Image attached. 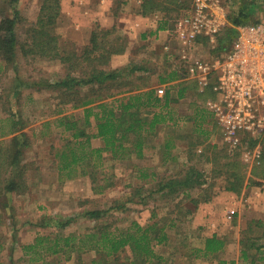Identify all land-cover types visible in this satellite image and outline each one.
<instances>
[{"label": "rangeland", "instance_id": "rangeland-1", "mask_svg": "<svg viewBox=\"0 0 264 264\" xmlns=\"http://www.w3.org/2000/svg\"><path fill=\"white\" fill-rule=\"evenodd\" d=\"M232 2L236 5L234 0H221L222 7H215L220 20L229 22ZM42 4L43 0H20L16 6H11L0 0V15L19 13L21 20L16 30L21 36L38 20ZM170 4V15L165 12V16H170L172 23L181 13L192 12L193 0H171ZM73 5H77L74 0H62L61 15L55 28L62 45L81 51L90 43L94 29L113 28L108 39L120 37L126 51L115 54L110 67L146 65L151 71L144 75H150L148 82L154 87L162 85L158 81L160 73L181 68L183 54H189L193 59L213 60L224 53L213 50L218 36L216 42L209 39V44L203 42L189 48L179 40L175 30L171 34L176 40L165 45L166 38L151 33L150 25L136 29L131 18L136 12L135 5H139L138 0H112L110 13L121 19L110 26L94 22L78 27L79 23L71 16ZM151 17L156 23V13ZM256 18L264 20V11ZM144 33H148L146 37L142 36ZM4 64L5 61L0 64L3 68L0 70V131L9 128L16 118L25 123L17 133L21 145L26 146L22 162L27 163V169L18 191L5 189L9 180L16 178L12 168L0 169V264L89 263L96 255L94 250L78 252L72 248L52 253L39 247L37 252L26 253L24 245L36 242L41 235L85 234L98 223L128 227L135 221L145 226L156 223L157 229L164 227L169 233L168 243L157 246V251L166 257L163 264H233L232 261L252 264L253 258L257 264H264V259L257 258L264 255L262 250H257L258 245L264 244V163L261 159L264 132L257 139L247 132L242 133L243 139H256L257 143L232 148L225 140L223 126L207 108V98L213 93L211 88L203 95L197 78L187 75L186 82L190 87L185 96L177 99L179 86L172 90L177 100L170 108L176 119L158 126L147 141L144 157L133 153L124 159H114L109 151L105 153V164L92 171L96 173V179L90 173L82 174L80 166L72 178L64 179L56 152L62 149L67 137H71V132L64 131L58 118L75 114L83 119L85 107L71 108V102L61 104L62 96L57 95L59 90L43 83L47 79L54 82L66 77L68 63L42 57L30 60L19 52L10 66ZM76 75L82 73L77 71ZM132 81L131 84L141 83L138 78ZM82 89L84 95L87 89ZM201 113L205 118L201 119ZM90 129L96 131L95 126ZM14 135L0 136L2 156L6 157L4 152ZM169 140L173 144L170 149L166 147ZM102 144L101 138L92 141L94 146ZM256 148L261 149L260 157L244 158L246 150ZM86 169L93 170L91 166ZM234 170L239 176L232 174ZM142 172H148L149 176L142 177ZM187 176L189 182L184 184ZM171 179L180 181L176 183L175 191L171 192L169 187L161 188ZM240 184V190L227 189ZM93 209H103L105 214L99 219L88 217L86 213ZM215 233L225 238V248L217 254L205 255L203 238ZM254 242L256 247H252ZM243 250H248V259H244ZM119 261L137 264L139 259L127 247Z\"/></svg>", "mask_w": 264, "mask_h": 264}, {"label": "trees", "instance_id": "trees-1", "mask_svg": "<svg viewBox=\"0 0 264 264\" xmlns=\"http://www.w3.org/2000/svg\"><path fill=\"white\" fill-rule=\"evenodd\" d=\"M5 1L11 6H16L20 0ZM234 2L236 5L232 2V11L228 14L229 22L219 33L217 45L213 48L214 51H228L237 35V26L259 22L260 18L255 19V16L264 11V0H234ZM170 3L171 0H143L140 12L147 15L159 9L165 11L166 15H170L169 12L172 9ZM61 9L62 0H43L38 20L21 36L16 30L21 20L19 13L15 12L13 16L0 15L1 62L5 61L4 65L8 67L21 52L30 60L42 57L51 60L59 59L64 64L68 63L66 77L54 82L48 79L44 83L42 82L48 87L59 90L57 95L62 96L61 104L71 102V108L85 107L83 119L77 118L75 114H66L58 118L59 124L64 126V131L71 132V137H67L62 149L56 152L58 167L64 179L72 178L79 166L82 167V174L90 173L96 179L97 175L92 171H97L105 164L106 152L113 153L114 159H124L133 153L137 157H144L147 141L156 133L158 126L176 119L173 108H170L171 103L185 96L190 87L186 82L185 61L181 68L174 67L168 73L159 74V83L167 84L164 96H160L156 87L151 86L148 82L150 75H144L151 71L150 67L141 63L119 68L110 67L113 56L126 51L125 43L121 41L120 37H117L116 40L108 39L113 28H101L100 31L94 29L90 43L85 45L81 51L76 48L64 47L60 34L55 31ZM181 15H178L173 23L170 16L169 18L165 16L161 20L159 28L171 29L173 32L178 26ZM198 40L205 44L210 43L207 37L201 36ZM2 69L0 68V70ZM77 71L82 75H76ZM134 78L140 79L141 83L131 84ZM175 86H179L177 99L172 95ZM83 87L87 89L84 95L81 94L84 90ZM207 92L208 89H206ZM206 93L204 92L203 95ZM65 95L68 96L67 99L64 98ZM64 110L66 107L62 108V111ZM202 117L205 118L203 113H201V119ZM24 124L21 122V118H16L13 119L9 128L0 131V136L15 133L11 145L4 152L6 157L0 154L2 156L0 169L10 167L16 174V178L9 180L5 185V189L9 191L20 190L21 183L25 180L27 163H23L22 160L26 146L21 145L22 142H20L17 133L24 127ZM196 124L201 125L202 123ZM92 126L96 127V131H90ZM94 138H101L103 144L92 145ZM251 139L244 138L243 145L254 146L258 140ZM171 146L173 144L169 140L166 147L170 149ZM242 148L244 147L242 146ZM261 159L264 163V153ZM86 166H91L93 170L88 171ZM232 174L239 176L238 171L235 170ZM141 176L147 177L149 173L142 172ZM189 179L190 177L187 176L183 183H188ZM178 182L180 181L171 179L161 185V188L169 187L173 192L176 190L175 186ZM240 186L241 184L239 187L232 185L227 189L240 190ZM86 214L88 217L99 219L105 214V210L93 209ZM69 221L70 219L66 222ZM66 222L63 225H66ZM169 239V233L164 227L157 229L156 223L145 226L135 221L128 227H112L109 224L98 223L85 234L58 235L56 237L41 235L36 242L25 244L24 248L27 250L26 253L32 250L37 252L39 247L46 248L52 253L72 250V248L78 252L94 250L96 255L89 263L85 264H121L119 263L121 253L130 247L135 253L136 259H139L137 264H163L166 257L157 251V246L167 244ZM203 240L205 255L217 254L225 248V238L216 233L205 236ZM255 242L252 247L257 246ZM257 250L264 252V244L258 245ZM243 257L244 259L250 257L248 250H243ZM257 258L263 260L264 255H258ZM130 263L135 264L133 261ZM232 263L236 264V261H232ZM251 263L257 264L255 258Z\"/></svg>", "mask_w": 264, "mask_h": 264}, {"label": "built area", "instance_id": "built-area-1", "mask_svg": "<svg viewBox=\"0 0 264 264\" xmlns=\"http://www.w3.org/2000/svg\"><path fill=\"white\" fill-rule=\"evenodd\" d=\"M215 7H222L221 0H193L192 12L183 13L175 30L179 40L189 48L196 47L201 36L216 42L228 22L220 20ZM237 29L232 47L213 60L181 55L187 75L197 78L200 91L211 88L207 108L223 126L232 148L243 144L242 133L257 139L264 132V20ZM260 156V148L244 153L247 160Z\"/></svg>", "mask_w": 264, "mask_h": 264}, {"label": "crops", "instance_id": "crops-1", "mask_svg": "<svg viewBox=\"0 0 264 264\" xmlns=\"http://www.w3.org/2000/svg\"><path fill=\"white\" fill-rule=\"evenodd\" d=\"M74 0V4L77 3V5H73V9H72V19L75 17V19L77 20L76 22L79 23L78 27H84L86 23H88L89 25H93V23H99L102 24V26H106L109 24H114L118 21H120L121 16H115L110 13V9L112 7V0ZM143 0H138V6H136V12L132 15L131 21H132V25L134 26V22L136 23L135 28H147L148 25H150L152 27V29H150L151 33H156L157 37H164V39L166 38V41L164 42L165 45L167 44H172L174 43V41L176 40L175 37L172 36V30L171 29H160L159 25L161 20L164 18L165 16V11L163 10H155L153 12H151L150 14L144 15L142 12H140V8H141V3ZM65 3V2H64ZM63 6L65 7V4H63ZM63 10L66 9V7ZM132 10L133 7H130ZM164 12V13H163ZM156 13V23L154 21H152V15H155ZM162 13L164 14L162 16ZM162 16V18H161ZM110 26V25H109ZM148 33H144L142 34L143 37H146ZM179 42V40H178ZM199 44H202V42H199ZM164 45V44H163ZM198 47V46H197ZM166 85L167 84H162L158 87H156L157 92L160 96H164L165 92H166ZM204 93V92H202ZM209 98V97H208ZM207 98V99H208ZM173 106V102L171 103Z\"/></svg>", "mask_w": 264, "mask_h": 264}]
</instances>
